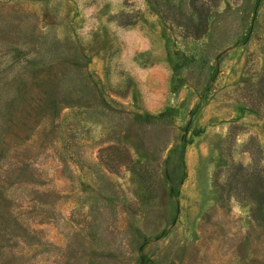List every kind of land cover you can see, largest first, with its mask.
Masks as SVG:
<instances>
[{
  "label": "rangeland",
  "instance_id": "374dc122",
  "mask_svg": "<svg viewBox=\"0 0 264 264\" xmlns=\"http://www.w3.org/2000/svg\"><path fill=\"white\" fill-rule=\"evenodd\" d=\"M263 178L264 0H0V264H264Z\"/></svg>",
  "mask_w": 264,
  "mask_h": 264
},
{
  "label": "trees",
  "instance_id": "16d2710c",
  "mask_svg": "<svg viewBox=\"0 0 264 264\" xmlns=\"http://www.w3.org/2000/svg\"><path fill=\"white\" fill-rule=\"evenodd\" d=\"M192 4H193L194 12L199 11V8L195 5V1H193ZM191 20H193V19L191 18ZM201 20H202L201 23H203V24H204V21L207 22V18H204V16L201 17ZM263 182H264V178H263ZM262 189H263V191L257 196L258 198L255 202L256 208L254 209V211H255L254 215L259 216V219L262 220V223L264 225V183L262 185Z\"/></svg>",
  "mask_w": 264,
  "mask_h": 264
}]
</instances>
